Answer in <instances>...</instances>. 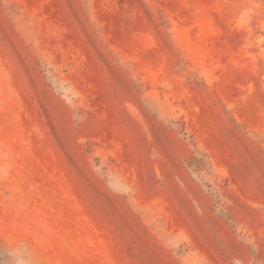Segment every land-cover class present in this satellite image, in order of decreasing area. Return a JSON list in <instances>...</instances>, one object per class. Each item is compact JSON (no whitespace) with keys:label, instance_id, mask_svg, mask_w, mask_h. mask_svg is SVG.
Listing matches in <instances>:
<instances>
[{"label":"rangeland","instance_id":"rangeland-1","mask_svg":"<svg viewBox=\"0 0 264 264\" xmlns=\"http://www.w3.org/2000/svg\"><path fill=\"white\" fill-rule=\"evenodd\" d=\"M0 264H264V0H0Z\"/></svg>","mask_w":264,"mask_h":264}]
</instances>
